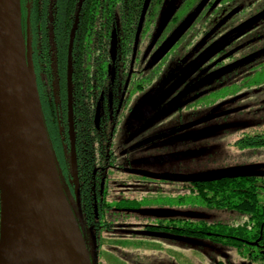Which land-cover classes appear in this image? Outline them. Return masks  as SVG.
<instances>
[{"label": "flooded vegetation", "instance_id": "flooded-vegetation-1", "mask_svg": "<svg viewBox=\"0 0 264 264\" xmlns=\"http://www.w3.org/2000/svg\"><path fill=\"white\" fill-rule=\"evenodd\" d=\"M202 1L150 0L140 33L138 29L146 0L142 1L139 20L132 28L124 26L119 14L117 22L101 21L96 37L99 43L91 48V59L90 48L83 47L81 60L75 61V71L80 69V73L89 68L90 63L104 61L103 68H96L94 83L96 85L97 81V85L91 99L86 87L80 86L78 76L77 82L74 80L72 43L69 42L63 92L56 79L53 98L57 105L62 98L66 102L68 137L65 145L71 167L61 168L68 185V200L83 233L92 264H106L101 258L103 247L111 252H125L124 245L134 236L183 239L184 236H175L170 232L173 229L184 230V225L191 223L184 219L168 220L163 211L159 214L138 211L142 204L138 202L139 195L149 193L153 183H157L152 179L160 180L161 176L139 169L147 164L144 163L146 161L129 160L128 167V164H120L121 150L128 151L130 148L119 145L118 141L123 133L131 138L133 133H140L138 127L149 118L158 117V125L173 124L156 131L154 135L152 133L155 137L166 135L157 141L184 134L201 137L210 130L209 127L222 129L218 137L226 139L227 125L231 124L230 128L235 129L234 125L239 129H235L238 135L236 154L220 158V165L229 167L233 164L242 167L239 169H248L245 175L238 178L252 175L264 177L248 160L250 150H264V133L250 136L243 125V119L247 118L241 115L248 104L250 78L259 74L253 73L256 69L244 66L253 59L264 58V0H209L172 49L159 61L158 56L154 58ZM70 48L75 168L72 164L69 121ZM90 100L92 103H89ZM89 106L93 110L87 131L84 128L87 125L79 123V117L81 114V118L86 116ZM229 111L235 114L229 115ZM84 135L90 140L83 145L81 139ZM84 149L91 156L90 161L85 162L86 167L82 166L81 159ZM91 153L96 156L92 157ZM59 160L61 162L60 156ZM191 183L195 187L209 182ZM163 187L156 192H164ZM144 201H147L146 197ZM203 204L215 210L235 211L244 219L232 224L210 225V231H200L202 235L196 238H208L214 243L235 247L244 260L252 263L264 260L261 239L250 242L246 238L249 232L247 216L222 205ZM116 246L118 249H115ZM128 258L131 264L135 261L132 256Z\"/></svg>", "mask_w": 264, "mask_h": 264}, {"label": "water", "instance_id": "water-1", "mask_svg": "<svg viewBox=\"0 0 264 264\" xmlns=\"http://www.w3.org/2000/svg\"><path fill=\"white\" fill-rule=\"evenodd\" d=\"M208 1L203 0L164 44L154 57L158 56L157 61L187 32ZM149 3L150 0H146L139 33ZM82 6L83 0H80L79 13ZM68 90L72 164L75 168L71 48ZM165 136L155 137L140 146ZM247 171L235 169L209 177L165 175L160 178L210 182L224 177H240ZM62 180L44 123L32 63L25 53L20 2L0 0V264H92Z\"/></svg>", "mask_w": 264, "mask_h": 264}, {"label": "rangeland", "instance_id": "rangeland-1", "mask_svg": "<svg viewBox=\"0 0 264 264\" xmlns=\"http://www.w3.org/2000/svg\"><path fill=\"white\" fill-rule=\"evenodd\" d=\"M24 41L26 42V37ZM244 67L256 69L253 73L259 72L254 78H250L248 104L245 113L241 114L247 118L246 120L243 119V125L248 129L249 135L252 136L259 132L264 133V58L253 59ZM231 114L234 115L235 112L229 111V115ZM158 120H160L158 117H151L142 123L138 127L140 133H133V138L125 136V133L119 136L118 144L132 149L121 150L120 164H128L126 165L128 167L129 160L130 162L136 159L146 161L144 163L147 164L144 167H139V169H147L159 177L165 175L209 177L222 171L242 168L235 167L233 164H230L229 167L220 165V158L231 157L236 154L238 135L235 133V129L237 127L233 125L235 129H231V124L227 125L228 135L226 139L218 137L222 133V129L214 130V128L209 127L210 130L206 134H202L201 137H190L189 134L176 135L148 146L136 148L146 140L155 138L153 135L156 131L173 125H158ZM135 143L137 144L133 146ZM248 156V160L256 165V170L264 173V150L257 152L250 150ZM133 168L136 169V167ZM152 181L157 183H153L150 188L151 191L139 195L141 197L138 198V202L142 203L138 208L139 212L159 214L163 211L162 213L168 217V220L184 219L185 222H191L198 228L217 223L232 224L244 219L235 211L207 208L192 194L193 183L191 182H165L159 178H153ZM159 187H163L164 192H156ZM144 197L147 198V201H144ZM124 248L126 253L111 252L103 247L101 258L106 264H131L132 261L129 260L128 256H132L133 261L135 260L132 264H264V260L254 263L246 261L241 257L237 248L214 243L208 238L184 237L183 239H176L172 237L134 236L128 239ZM115 249L118 247L116 246Z\"/></svg>", "mask_w": 264, "mask_h": 264}, {"label": "trees", "instance_id": "trees-1", "mask_svg": "<svg viewBox=\"0 0 264 264\" xmlns=\"http://www.w3.org/2000/svg\"><path fill=\"white\" fill-rule=\"evenodd\" d=\"M142 1L83 0V7L78 14L80 0H19L23 40L26 37L25 53L32 63L44 123L65 190L68 185L61 167H71L70 156L65 145L68 137L66 102L62 98L58 105L56 104L53 98V87L57 79L63 92L69 42L72 43L74 80L76 81V76H78L80 86L86 87L91 99L97 85V81L96 85L94 83L97 79L96 68H103L104 61L97 64L90 63L89 68L81 73L78 72L80 69L75 71V61L81 60L83 47L90 48L91 59L93 54L91 48L99 43L96 37L99 34L98 24L101 21L103 23L117 22L119 14L121 22L125 23L124 26L127 29L135 26L141 13ZM83 73H85L84 76H82ZM89 103H92V100ZM92 110L93 108L89 106L86 116L83 115L81 118V114L79 117V123L82 122L83 126L87 125L84 127L87 131L91 123L89 120L91 121ZM81 140V144L84 145L90 139L84 135ZM85 150L81 158L83 167H86L85 162H89L91 158L89 152ZM91 154L92 157L96 156V154ZM216 182H227V184L217 185ZM191 192L206 205H222L247 216L246 223L249 228L247 240L254 242L261 239L260 242L264 243V229L262 231L264 227V177L252 175L243 178H224L197 184L191 188ZM173 226L178 227L175 224ZM184 228V230L173 229L170 233L181 237H199L202 235L200 231L211 230V226L198 228L191 223L185 224Z\"/></svg>", "mask_w": 264, "mask_h": 264}]
</instances>
